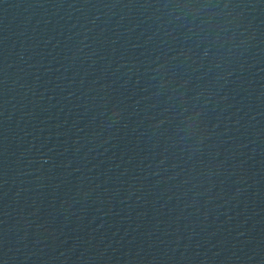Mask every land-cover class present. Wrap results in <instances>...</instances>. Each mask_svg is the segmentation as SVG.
I'll return each mask as SVG.
<instances>
[{
	"label": "water",
	"instance_id": "water-1",
	"mask_svg": "<svg viewBox=\"0 0 264 264\" xmlns=\"http://www.w3.org/2000/svg\"><path fill=\"white\" fill-rule=\"evenodd\" d=\"M0 264H264V0H0Z\"/></svg>",
	"mask_w": 264,
	"mask_h": 264
}]
</instances>
